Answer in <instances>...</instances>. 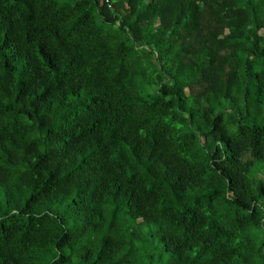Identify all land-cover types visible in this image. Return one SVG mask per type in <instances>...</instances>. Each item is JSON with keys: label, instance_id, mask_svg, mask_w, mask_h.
Returning a JSON list of instances; mask_svg holds the SVG:
<instances>
[{"label": "trees", "instance_id": "16d2710c", "mask_svg": "<svg viewBox=\"0 0 264 264\" xmlns=\"http://www.w3.org/2000/svg\"><path fill=\"white\" fill-rule=\"evenodd\" d=\"M263 31L264 0H0V264H264Z\"/></svg>", "mask_w": 264, "mask_h": 264}, {"label": "rangeland", "instance_id": "374dc122", "mask_svg": "<svg viewBox=\"0 0 264 264\" xmlns=\"http://www.w3.org/2000/svg\"><path fill=\"white\" fill-rule=\"evenodd\" d=\"M262 34H264V31ZM245 159H251V156L247 155ZM248 178L255 190L261 181L264 184V160L254 161L253 166L248 173ZM260 204L264 206V195L260 198ZM260 240H264V230L260 231Z\"/></svg>", "mask_w": 264, "mask_h": 264}, {"label": "built area", "instance_id": "2783aa9c", "mask_svg": "<svg viewBox=\"0 0 264 264\" xmlns=\"http://www.w3.org/2000/svg\"><path fill=\"white\" fill-rule=\"evenodd\" d=\"M113 1L114 0H105V2L107 3V5H108L109 8H112L113 7Z\"/></svg>", "mask_w": 264, "mask_h": 264}]
</instances>
